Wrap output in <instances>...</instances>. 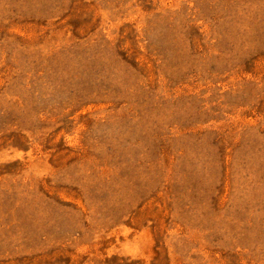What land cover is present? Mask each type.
Returning a JSON list of instances; mask_svg holds the SVG:
<instances>
[{
    "label": "rangeland",
    "instance_id": "obj_1",
    "mask_svg": "<svg viewBox=\"0 0 264 264\" xmlns=\"http://www.w3.org/2000/svg\"><path fill=\"white\" fill-rule=\"evenodd\" d=\"M0 264H264V0H0Z\"/></svg>",
    "mask_w": 264,
    "mask_h": 264
}]
</instances>
